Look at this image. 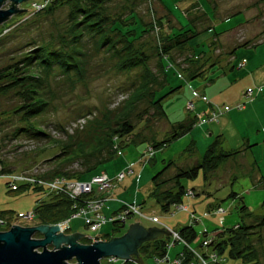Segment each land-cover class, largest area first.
I'll return each instance as SVG.
<instances>
[{"label": "rangeland", "instance_id": "obj_1", "mask_svg": "<svg viewBox=\"0 0 264 264\" xmlns=\"http://www.w3.org/2000/svg\"><path fill=\"white\" fill-rule=\"evenodd\" d=\"M34 1L41 2L30 0L17 6L20 12L0 26V68L17 63L40 43L52 42L53 46L60 47L55 35L67 25L69 6L62 4L53 15L46 17H28L26 15ZM108 11L116 22L128 20L126 23L133 25L136 20H131V17L135 16L140 23L139 28L143 29L144 26L147 32L138 39L135 48L146 55L151 75L148 77L142 68L119 71L115 66L117 59L112 54L100 52L92 58L83 82L71 85L69 79L52 78L55 98L49 112L38 119L39 128L53 139L62 140L67 133L73 134L81 130V126L93 119L103 120L108 110L124 107L131 101L134 103L132 124L139 135L149 138L151 145L153 140L162 141L168 137L173 125L180 124L189 117L202 116L205 123L197 124L191 133L156 151L153 162L145 166L136 165L135 175L128 176L114 189L103 208V214L110 218L124 204L144 203L145 213L150 217H158L160 224L134 217L129 219L122 232L114 233L113 223H106L96 235L105 241L108 240L107 236H121L131 225L138 223L147 229L166 228L175 231L190 224V214L193 213L198 220L195 229L199 236L191 247L209 262V246H203L206 239L211 242L222 231L239 225L255 224L254 221L264 218V94L256 96L252 101L244 98L249 90H264V0H111ZM187 25H192L197 32L208 27H213V30L192 39L189 49L183 53H173L174 61L164 59L168 67L167 84L161 89L163 75L159 65L163 57L159 49L169 35ZM215 32L219 33L217 41ZM112 37L114 40L115 36ZM254 39H257L258 47L240 46ZM117 47L120 48L121 44ZM230 53L234 55L231 56ZM188 58L197 60L199 65L206 68L203 77L191 80L184 72V69L191 67ZM242 64L245 66L241 67ZM142 82L148 84L147 87ZM178 87L181 89L163 103L168 117L163 118L152 107L150 93L157 91L160 98ZM144 92L147 94L145 98L142 97ZM195 93L201 99H196ZM204 99L222 109L229 107L232 111L225 112L219 122H215L212 120L213 109ZM190 102L196 104L193 112L187 110ZM244 103H247L245 108H236ZM17 105L18 101L12 95L0 97L2 154L9 166L15 169L13 173L19 174L34 170L36 161L39 164L48 160L58 151L51 149L35 160L31 158L34 153L43 148L48 150L53 144L48 143L46 138H29L26 135L12 139V133L21 126L16 118L11 117V112ZM219 135H223L222 147L225 151L244 149L248 142L253 147L236 159L224 163L208 179H205L202 172L198 178L184 181L187 190H193L196 195L184 199V206L189 207V210L175 208L168 214L163 213L155 198L150 196L153 177L170 161H175L179 167H193ZM192 144H195L194 152L190 154L187 151ZM147 148V143L132 144L123 149L121 156L118 155L115 160L79 180L88 182L98 173H106L113 179L129 164H134ZM78 168L75 165V169ZM174 170L168 171L167 176L173 175ZM8 183V177L0 173V214L7 219H19L15 225L34 227L35 224L20 218L33 212L39 200H47L48 195L39 191L36 186L18 184L19 188L16 190L9 187ZM232 193L237 194L238 198L230 197ZM217 205L221 206L224 213L216 214L213 210L209 216L204 217L206 212ZM244 206L248 208L247 213L243 211ZM63 230L67 235H92L84 217L72 218L63 224ZM204 233H207L206 238ZM249 237L245 247L248 249L247 253L251 251V254H246L256 264H264V228L258 235ZM80 243L87 245L93 242L83 238ZM49 249L52 250L51 247ZM183 250V244L177 243L169 251L170 260H175ZM195 256L193 255L194 260L201 263L202 260ZM220 258L224 260L222 264H246L244 258L230 257L228 249ZM142 264L169 263L146 258Z\"/></svg>", "mask_w": 264, "mask_h": 264}, {"label": "trees", "instance_id": "obj_2", "mask_svg": "<svg viewBox=\"0 0 264 264\" xmlns=\"http://www.w3.org/2000/svg\"><path fill=\"white\" fill-rule=\"evenodd\" d=\"M110 2L111 0H56L46 10L37 13L35 17L41 18L44 15L45 17L53 15L62 4L69 6L70 12L67 25L63 28L62 32H58L55 35L57 45H60V47L53 46L52 42L40 43L35 50L26 54L17 63L0 68V97L12 95L18 101V105L11 112V117H13L12 119L16 118L21 126L17 131L15 130L12 133V139L26 135L29 138H46L48 143L53 144V147L48 150L43 148L34 153V157L31 158L35 160L51 149H57L58 151L54 157L48 160H44L39 164L36 161V167H40L41 169L39 177L41 176L45 180L52 181L57 178L79 180L97 171L118 157L117 150L114 149L116 138L118 149H126L132 144L143 142L147 143L148 147L151 146L156 152L191 133L197 124H202L199 123V118L205 120L202 116L198 115L193 118L189 117L182 123L173 125L171 133L164 140H153V143L150 145L149 138L144 137V135L141 136L136 132L137 129L132 124L131 119L134 112V103L128 101L124 107L121 106L115 110H108L104 117L105 119H93L83 129L73 134L67 133L66 137L62 140L53 139L39 128L38 119L43 118L49 112L53 98H55L52 90V78L69 79L71 85L83 82L86 74H88L92 58L100 52L112 54L117 59L115 66L119 71H131L136 68H142L147 72L148 77L151 75L146 55L135 48L138 39L140 40L147 31L144 26L143 29L139 28L140 23L137 22L135 16L131 17V20H136L133 22V25L127 24L128 20L116 22L108 11ZM212 30L213 27H208L202 32H197L192 25H187L177 32H173V34L165 39L164 45L159 49L160 55L163 57L159 65V70L163 75L161 89L167 84L168 67L165 65L164 59H172V54L175 52L183 53L189 49V42L192 39ZM112 36H115L114 40ZM218 38L219 33L215 32V40L217 41ZM256 41L257 39L249 40L240 46L258 47L259 44ZM86 42H88V45ZM118 44H121L120 48L117 47ZM230 55L233 56L234 53H230ZM187 61L191 67L188 70L184 69V72L191 80L203 77L206 74V68L203 65H199L197 60L188 58ZM145 77L146 75L143 79ZM141 84L145 85V87L148 85L144 84V82ZM145 87L143 88L145 89ZM180 89L181 87L173 89L160 98L157 91H152L149 101L156 113L167 119L163 103L170 95H173ZM145 90L148 91V89ZM146 93L144 92L142 95L143 98L147 95ZM246 105L247 103H244L242 109ZM2 144V139H0V173L1 175L12 174L15 169L5 161L2 154V151H4ZM222 144L223 135H219L208 148L205 155L193 167H179L175 161H170L161 172L153 177V188L150 196L155 198L163 213L168 214L175 208L184 206L185 197H191L189 195L190 192L193 193V196H196L193 190H187L183 184L184 181L196 179L202 172L205 179H208L224 163L236 159L253 147L248 142V145L244 149L225 151ZM194 146L195 144H192L187 152L192 154ZM153 161L154 159L151 162ZM255 164L257 165V163ZM75 165L79 168L75 169ZM172 169H175L174 174L167 176L168 171ZM99 174L102 173H98L97 175ZM8 186L10 187L9 183ZM38 188L40 189L39 191L46 192L48 199L39 200L37 207L34 209L36 219L32 224H35V226H56L72 218L75 213L73 208L74 203L66 195L49 194L47 190L41 187ZM230 197L233 199L238 198L235 193H232ZM142 206H144V203ZM218 208H221V206L217 205L208 212L210 213L213 210L215 212ZM243 211L247 213L248 208L244 206ZM0 219L10 221L9 226H12V222L18 220H14L13 217L7 219L1 214ZM254 222L255 224L239 225L233 229L222 231L218 236L213 237L208 251L210 250V252L215 253L219 257L220 260L216 264L223 263L224 260L220 257L227 249L229 250L230 257L235 259L244 258L246 264H256V262L249 259L250 256L247 254H251V251L247 253L248 249L245 247V242L250 238V235H258L263 230L264 218ZM195 224L196 222H190V224L181 226L175 230L190 246L198 240L199 236L195 229ZM125 228L126 225L120 222L113 223L114 233L122 232ZM207 233L203 235L205 238L207 237ZM117 236L115 234L107 236V239L109 240ZM35 238H41V236L37 234ZM170 241L171 238H164L144 244L139 250L140 259L142 261L146 258L157 261L164 260L169 257L168 245L171 243ZM183 246L184 250L182 253L186 257L185 263L194 262L192 253L189 252L185 245ZM200 246L202 247V243ZM125 264L134 263L129 262Z\"/></svg>", "mask_w": 264, "mask_h": 264}, {"label": "built area", "instance_id": "obj_3", "mask_svg": "<svg viewBox=\"0 0 264 264\" xmlns=\"http://www.w3.org/2000/svg\"><path fill=\"white\" fill-rule=\"evenodd\" d=\"M56 0H41V2H33L31 6L30 11L27 13L26 16L33 17L37 13L46 10L51 4H53ZM12 5L11 0H5V3L3 5V9L6 7H10ZM29 14V15H28ZM245 65L242 64L241 67H244ZM263 94V89L259 88L257 91L255 90H249L244 94V98L246 100H253L256 96ZM196 99H201L200 95L195 93ZM207 104L211 105L213 108V114H212V120L215 122H219V118L225 113L232 111L231 108L225 107L220 108L216 105H213L212 103L203 100ZM243 105H238L236 107L237 109L241 110ZM196 109V104L194 102H190L187 105V110L189 112H193ZM206 121L202 118H199V123H205ZM85 126V125H84ZM84 126H81L82 129ZM116 145L114 148L119 151V154L121 156L122 152L118 149V143L117 138L115 139ZM155 158V151L150 146L147 148L146 151L138 158V160L134 164H129L121 173H119L117 176H115L113 179L110 178L106 173H102L99 175H95L92 177V179L88 182H83L81 180H66L65 178H57L52 181L45 180L39 177L40 174V167H36L34 170L30 171H23L19 174L12 173L6 175L9 179L10 187H13L14 189H18V184H25V185H34L37 187H41L45 190H47V193L49 194H61L66 195L73 203H74V210L75 213L73 214L72 218H78V217H84L87 229L92 234L91 236H86L85 239L87 241H91L93 243L98 241H103L98 235H96L102 228L103 225L106 223H115L120 222L121 224L127 225L130 218L137 217L139 219L147 220L153 224L159 225L160 221L158 217H150L148 216L142 204H139L137 202H133L130 204H124L121 208V210L116 213L114 216L108 218L103 214V208L105 203L111 198L114 189L121 183L124 182V180L128 176H134L136 171L135 167L136 165L145 166L148 163H150ZM1 171V167H0ZM140 178V176H137ZM190 196H193V193H189ZM178 210L182 211H188L189 208L187 206H180L177 207ZM214 213L221 214L224 213V210L222 208H218ZM210 213L207 212L204 214V217L209 216ZM71 218V219H72ZM20 219L25 220L27 222H34L36 219V213L30 212L26 215H23ZM70 219V220H71ZM191 222L198 221L195 218V215L192 213L190 214ZM19 220V219H18ZM18 222V221H16ZM68 221L63 222L61 224H58L60 227L61 233L66 234V232L63 230V224L68 223ZM9 221L0 219V231H8L13 226H15V222H12V226H9ZM172 233L171 239L173 240L172 243L168 245V250L170 251L171 248L174 247L176 243L183 244L186 246V248L189 250L192 255H196L195 258L201 259L197 262V260H194V262H188L185 263V255L181 253L178 255L175 260H170L169 257L162 260V262H168L169 264H216L219 262V257L211 252L209 255V262L206 261V259L201 258L198 252H196L195 249H193L190 245L186 243L184 239L180 236V234L177 231L169 230ZM212 242V240H211ZM211 242L207 241V239L203 242L204 248L209 246ZM103 264H125L124 261H121L116 258H108L103 260ZM122 262V263H121ZM159 262V261H158Z\"/></svg>", "mask_w": 264, "mask_h": 264}, {"label": "water", "instance_id": "obj_4", "mask_svg": "<svg viewBox=\"0 0 264 264\" xmlns=\"http://www.w3.org/2000/svg\"><path fill=\"white\" fill-rule=\"evenodd\" d=\"M11 1V8L5 10V0H0V26L20 12L17 6L30 0ZM37 234L41 238H35ZM171 237L172 233L165 228L147 229L138 223L131 225L123 236L86 245L80 243L85 235L61 233L58 225H15L0 232V264H102L108 258L142 264L139 250L144 244Z\"/></svg>", "mask_w": 264, "mask_h": 264}, {"label": "bare ground", "instance_id": "obj_5", "mask_svg": "<svg viewBox=\"0 0 264 264\" xmlns=\"http://www.w3.org/2000/svg\"><path fill=\"white\" fill-rule=\"evenodd\" d=\"M115 149V148H114ZM121 152H123V149H119ZM117 153L119 154V151L117 150ZM165 230H168V229H166L165 228ZM169 231V230H168ZM176 245V244H175ZM175 245H174V247H175Z\"/></svg>", "mask_w": 264, "mask_h": 264}]
</instances>
